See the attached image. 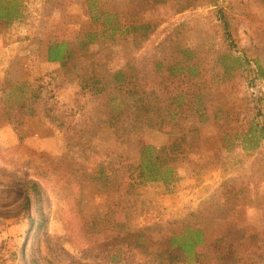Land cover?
I'll list each match as a JSON object with an SVG mask.
<instances>
[{
  "label": "rangeland",
  "instance_id": "1",
  "mask_svg": "<svg viewBox=\"0 0 264 264\" xmlns=\"http://www.w3.org/2000/svg\"><path fill=\"white\" fill-rule=\"evenodd\" d=\"M18 3L19 14L0 21V246L15 253L14 263L193 264L170 262L148 240L204 219L206 237L214 239L223 224L211 214L233 202L245 232L264 229V135H230L228 148L220 130L200 124L187 132L172 178L134 181L128 165L138 162L142 144L162 145L169 135L147 128L123 140L86 80L119 67L132 46L130 35L116 37L108 60L101 22L114 11L121 20L139 12L135 22L153 26L134 52L141 91L158 79L150 73L156 56H182L198 62L203 100L212 110H230L231 133L245 132L251 122L264 128V0ZM87 31L98 33L77 50ZM54 40L76 50L72 62L46 59ZM227 52L239 62L221 81V65L232 59ZM231 179L243 189L236 201L225 185ZM138 235L144 240L133 242Z\"/></svg>",
  "mask_w": 264,
  "mask_h": 264
},
{
  "label": "trees",
  "instance_id": "2",
  "mask_svg": "<svg viewBox=\"0 0 264 264\" xmlns=\"http://www.w3.org/2000/svg\"><path fill=\"white\" fill-rule=\"evenodd\" d=\"M18 14V0H0V21L7 24ZM108 15L109 22H101L100 28L103 38H109L108 45L103 48L104 56L109 60V56L113 53L111 43L121 35L124 37L130 35L132 46L124 54L125 60L119 67H104V74L93 71L86 79L89 81L87 85L94 89V93L98 94L100 99H103L107 121L123 140L128 139L133 132L147 128L169 135L165 144L158 146L150 143L142 144L138 162L128 165V170L136 172L134 181H166L172 178L173 166L182 158L180 153L183 151L187 132L197 129L200 124H213L221 131V141L228 148L233 145L232 142L231 145L226 144V141L231 139L230 135L242 136L246 140L258 139L264 135V128L254 122H251L246 131L243 130L245 132L229 131L228 127L233 119L230 110L225 106L212 110L202 98L201 91L206 80L201 75L198 77L200 71L197 61L189 62L182 56L181 58L158 57L159 55L156 54L158 56L154 59L150 73L157 75L158 79L152 82L150 88L141 91L140 86L143 85L140 79L143 72L134 63L136 61L134 52L141 49L153 26L144 18L135 22L137 18L141 19L139 12H131L124 20L119 19L115 11ZM97 33L85 32L83 39L78 42L77 50L91 43ZM97 51L88 52L87 55L95 54ZM75 53L76 50L65 40L51 41L46 47L48 61L60 60L69 63L74 60L72 56ZM223 55L232 56L231 61L223 63L219 71L222 75L221 81H226V76L232 71V64L237 62L239 57L229 52ZM96 65H100L99 62ZM150 73L145 74V78L150 77ZM155 85H158V90H155ZM254 143L256 145L257 141ZM236 183L237 179H231L225 184L228 186L227 192L234 201L243 194V189ZM28 200L26 198V203ZM233 203L236 205H228L211 214L213 218L220 217L223 224V229L219 230L214 239L206 237L204 224L208 220L204 219L194 224L186 221L183 222L184 224L172 227L167 234L153 241L149 239V245L155 251L160 249L161 252L167 253L170 262L254 264L263 261L264 229L245 232L241 220L242 213L237 209L239 202ZM198 214L202 216L201 212ZM139 240H144V237L135 236L133 242Z\"/></svg>",
  "mask_w": 264,
  "mask_h": 264
},
{
  "label": "crops",
  "instance_id": "3",
  "mask_svg": "<svg viewBox=\"0 0 264 264\" xmlns=\"http://www.w3.org/2000/svg\"><path fill=\"white\" fill-rule=\"evenodd\" d=\"M15 253L0 246V264H16L13 262Z\"/></svg>",
  "mask_w": 264,
  "mask_h": 264
}]
</instances>
